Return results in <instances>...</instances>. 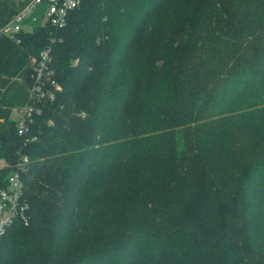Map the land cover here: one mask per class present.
Segmentation results:
<instances>
[{
	"label": "trees",
	"instance_id": "1",
	"mask_svg": "<svg viewBox=\"0 0 264 264\" xmlns=\"http://www.w3.org/2000/svg\"><path fill=\"white\" fill-rule=\"evenodd\" d=\"M48 30L13 37L53 85L0 125L28 217L0 264H264V0H80Z\"/></svg>",
	"mask_w": 264,
	"mask_h": 264
},
{
	"label": "crops",
	"instance_id": "2",
	"mask_svg": "<svg viewBox=\"0 0 264 264\" xmlns=\"http://www.w3.org/2000/svg\"><path fill=\"white\" fill-rule=\"evenodd\" d=\"M29 2L30 0H0V28L11 26L12 18ZM45 11L44 4L31 9L19 25L20 32L47 34L49 30L44 21ZM33 62V57L14 38L8 34L0 37V125L6 121L17 123L21 119L20 112L29 97V90L23 84V76ZM6 138L7 133L0 131V142ZM2 164L0 169L5 166L3 161Z\"/></svg>",
	"mask_w": 264,
	"mask_h": 264
},
{
	"label": "built area",
	"instance_id": "3",
	"mask_svg": "<svg viewBox=\"0 0 264 264\" xmlns=\"http://www.w3.org/2000/svg\"><path fill=\"white\" fill-rule=\"evenodd\" d=\"M80 0H30L29 4L20 12H18L11 22V26L0 28V37L8 34L12 38L20 32V23L26 14L38 5H46L44 13L45 25L48 28H61L65 25L66 17L73 9L78 7ZM48 61L47 51H42L39 55V61L34 68L35 85L29 90V96L34 92L40 96L48 95L51 98L50 91H44L43 84L53 85L50 80L48 71L46 70V62ZM58 89L57 85H54ZM29 98V97H28ZM37 113L30 105L26 104L21 110V119L16 123V132L19 136L25 135L27 126L31 122L32 115ZM24 158L22 161H25ZM23 170L19 166L8 176V185L6 188H0V239L6 228L18 220L23 225H27L28 217L26 214V204L22 200V182L20 180V172Z\"/></svg>",
	"mask_w": 264,
	"mask_h": 264
},
{
	"label": "rangeland",
	"instance_id": "4",
	"mask_svg": "<svg viewBox=\"0 0 264 264\" xmlns=\"http://www.w3.org/2000/svg\"><path fill=\"white\" fill-rule=\"evenodd\" d=\"M2 164V161L0 160V165ZM3 165V164H2Z\"/></svg>",
	"mask_w": 264,
	"mask_h": 264
}]
</instances>
